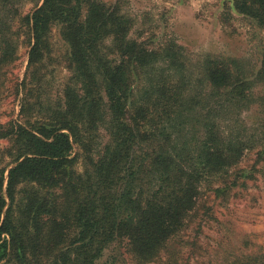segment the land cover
Instances as JSON below:
<instances>
[{"label":"rangeland","instance_id":"374dc122","mask_svg":"<svg viewBox=\"0 0 264 264\" xmlns=\"http://www.w3.org/2000/svg\"><path fill=\"white\" fill-rule=\"evenodd\" d=\"M91 2L116 20V31L125 32L99 42L87 92V80L72 70L69 46L58 25L51 27L42 62L39 56L38 64L28 67L33 40L22 20L44 0H0V172L5 170L7 177L30 134L42 139L38 132L45 125L67 122L72 127L73 181L95 183L94 167L113 141L108 84L118 107L126 108L125 118L140 121L133 124L136 155L142 151L151 156L137 173L133 191L127 189L129 198L139 189L137 198L145 208L169 202L179 186L174 183L161 193L155 166L161 172L178 166L184 180L194 173L197 196L183 230L166 239L159 252L141 256L126 238L101 240L92 264H256L253 259L264 254V23L241 13L238 0ZM86 16L85 7L83 20ZM132 52L141 60H133ZM211 69L227 71L231 82L214 86ZM92 106L97 112L87 110ZM218 153L235 156L221 160L222 171L208 165ZM16 193L11 214L34 193L47 207L22 213L27 228L19 240L26 258L18 260L12 243L3 264H81L76 223L71 221L61 232L66 245H49L48 203H62L63 192L46 193L25 181ZM95 243L97 248V239Z\"/></svg>","mask_w":264,"mask_h":264},{"label":"trees","instance_id":"16d2710c","mask_svg":"<svg viewBox=\"0 0 264 264\" xmlns=\"http://www.w3.org/2000/svg\"><path fill=\"white\" fill-rule=\"evenodd\" d=\"M90 1L44 0L41 7L22 20V25L28 28L33 40L28 67L31 69L36 66L38 64L36 59L39 56L42 57V62L44 55L48 53L51 27L58 25L61 27L62 38L69 46L72 70L75 76L79 74L87 80L83 81L87 92L90 91L93 83L91 64L98 62L95 58L98 54L94 52L97 51L99 42L107 35L115 34L121 37L125 32V28H119L116 31V20H111L107 11L100 13L99 10H104V7L92 4ZM238 1V9L241 13L264 23V0ZM85 7L87 16L83 20L82 10ZM98 18H100L99 21ZM97 23H99L98 27H96ZM112 27L115 28L113 31L110 30ZM131 54L133 60H141V57L136 55L138 53ZM1 61L3 63L5 60ZM105 74L110 77L108 73ZM208 76L216 87L231 82V76L225 70H208ZM111 90L112 87L107 84L105 95L109 99L107 108L112 117L113 141L106 157H103L94 167L95 183L90 182L87 186L73 181L72 166L75 160L72 157L73 145L69 134L72 127L67 122L45 125V128H41L42 131L38 132L43 136L42 139L30 134L25 152L17 158L16 165L10 168L7 177L5 170L0 172V264H3L10 256L12 243L16 247L18 260L21 262L25 260L24 244L22 240H19L20 232L23 228H27L22 221V213L27 210L39 211L42 206L47 207L41 204L43 200L41 199L42 202H40L38 195L34 193L29 198H25L24 205L15 207L17 208L15 215L11 214L12 205L16 202V188L25 181L34 184L38 189L45 190L46 193L58 189L63 192L62 203L58 201L48 203L50 209L47 212L50 218L46 221L51 223L49 236L52 239L49 245L54 249L55 244L59 246L64 242V235L61 232L66 229V224H71V221L76 223L78 249L83 251L81 264L93 263L101 249L98 247L101 240L126 238L133 252L142 256L145 253L150 255L152 252H159L158 248L166 242V239L175 237L183 230L184 220L195 208L197 189L193 186V170H189V173L193 174H184L187 175V179L184 180L178 175V166H174L173 171L170 172H161L155 166L152 171L159 174L156 181L161 184L159 187L161 193L168 192L174 183L179 186V189L172 194L169 202L163 204L153 202L146 208L138 201L139 189L135 191L134 199H130L127 189L133 191L138 179L137 173L145 168L143 165L150 160L151 156L146 152L143 154L142 151L138 156L136 155L138 140L133 124L140 121L125 118L126 108L118 107L117 101L112 98ZM94 102L98 105V100ZM67 104L65 103L66 106ZM90 109L97 112L95 106L87 108L88 111ZM144 110L153 113L151 107H146ZM231 157L235 156L212 154L208 165L218 167L215 171H222L224 162L221 160L226 161ZM21 159L23 160L20 161ZM212 161L215 162L212 164ZM152 164L154 165V162ZM180 171L183 170L180 169ZM135 190H137L136 187ZM92 192L93 195H90ZM7 203L9 206L4 212ZM43 228L45 227H37V232H42ZM46 231L49 233V229ZM3 235L7 238H3ZM96 239L97 248H94ZM253 261H256V264H264V254L257 255Z\"/></svg>","mask_w":264,"mask_h":264}]
</instances>
